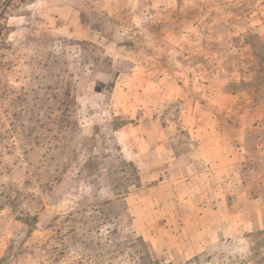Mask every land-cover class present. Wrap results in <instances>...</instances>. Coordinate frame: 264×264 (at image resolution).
I'll use <instances>...</instances> for the list:
<instances>
[{
    "label": "rangeland",
    "instance_id": "374dc122",
    "mask_svg": "<svg viewBox=\"0 0 264 264\" xmlns=\"http://www.w3.org/2000/svg\"><path fill=\"white\" fill-rule=\"evenodd\" d=\"M0 3V264H264V0Z\"/></svg>",
    "mask_w": 264,
    "mask_h": 264
},
{
    "label": "trees",
    "instance_id": "16d2710c",
    "mask_svg": "<svg viewBox=\"0 0 264 264\" xmlns=\"http://www.w3.org/2000/svg\"><path fill=\"white\" fill-rule=\"evenodd\" d=\"M5 2H7V1H5ZM7 3H0V17H2V15H4V13H5V10H6V7H7V5H6Z\"/></svg>",
    "mask_w": 264,
    "mask_h": 264
}]
</instances>
